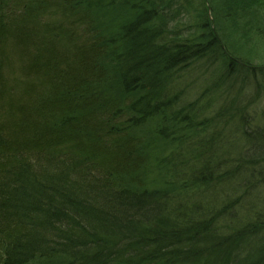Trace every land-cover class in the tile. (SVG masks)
<instances>
[{"label":"trees","instance_id":"obj_1","mask_svg":"<svg viewBox=\"0 0 264 264\" xmlns=\"http://www.w3.org/2000/svg\"><path fill=\"white\" fill-rule=\"evenodd\" d=\"M249 2L0 0V264H264Z\"/></svg>","mask_w":264,"mask_h":264},{"label":"rangeland","instance_id":"obj_2","mask_svg":"<svg viewBox=\"0 0 264 264\" xmlns=\"http://www.w3.org/2000/svg\"><path fill=\"white\" fill-rule=\"evenodd\" d=\"M251 1V0H249ZM258 0H252V4L250 3L249 4V7L250 9H253L249 10V12H244L243 13V16L241 13L240 15V22L244 23V25H248L250 26L249 29H251V32L250 33H247L244 35V38L242 36H240L238 34V32L234 33V34H231L229 35L230 37H233L234 40L229 39L228 37H225V40L224 42L226 41V43L228 42H235L236 41V44L235 46H238L240 47V49L244 52V53H248L245 55V58H248L249 61H251L252 63V66L256 69V68H261V66H264V37L259 35V31H261L264 27V9L261 7L260 8V4ZM216 1L213 5V3H211V7H210V10L208 13V16L210 18V21H211V25L213 27V30L215 31V25L217 26V30L219 31H223L224 30H227L230 32V28H232L230 26V21L228 19H226L225 17L223 18H220L218 16L215 15V12L213 13L212 10L216 7ZM264 7V6H263ZM212 15V16H211ZM213 22H214V26H213ZM246 23V24H245ZM262 34V32H261ZM220 35V34H219ZM264 35V34H263ZM221 36V35H220ZM224 38V37H223ZM220 61L218 63H216L213 68H214V71L216 73V75H218V73L221 70V66H220ZM263 68V67H262ZM225 70L223 69V72ZM256 73L254 72L253 76L255 75ZM244 75V74H243ZM252 76L250 73H247L245 74L244 76L241 77V82H239L237 84L238 88H241L242 87H245V86H248V83H245V81L242 79V78H249V80H251V77ZM255 81L258 80L257 78H254ZM238 88L236 87L235 89H230L231 93L233 94V98H237V96L239 97V93L238 91ZM247 91L251 93V95L248 94V97L246 96V100L248 103H251L255 106V110L257 112H261V114L263 115L264 114V90H261V88H259V91H256L257 89L255 87L252 86V84L250 85V87H246ZM238 90V91H237ZM247 91H246V94H247ZM253 98V99H252ZM248 99H251L250 101H248ZM251 110L250 109L248 111V113L251 114ZM264 117V115L262 116Z\"/></svg>","mask_w":264,"mask_h":264}]
</instances>
